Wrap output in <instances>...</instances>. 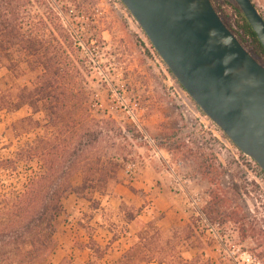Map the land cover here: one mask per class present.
<instances>
[{
	"label": "rangeland",
	"instance_id": "obj_1",
	"mask_svg": "<svg viewBox=\"0 0 264 264\" xmlns=\"http://www.w3.org/2000/svg\"><path fill=\"white\" fill-rule=\"evenodd\" d=\"M252 1L264 18V0ZM129 13L120 0H27L21 18L29 35L43 39L49 49L54 46L56 50H53L59 55L66 53L70 57V82L77 95L72 105L84 107V113L78 108L74 114L77 117L89 114L94 119L111 118L135 135L134 140L131 136L127 141L118 140L124 146L125 160H121L119 168L122 183L131 185L134 171L141 166L152 165L164 171L167 180L175 181L173 187H169L176 198L183 201L182 207L189 217L186 224L195 226L193 241L201 243L213 264H226L222 255L227 257V253L218 238L207 231V223L217 224L221 236L226 235L225 239L232 245L257 257L260 247L256 237L244 234L241 225L231 219L215 216L211 219L207 208L213 193H228L231 197L237 186L241 190L233 208L239 209L246 222L264 232V178L261 172L188 95ZM37 74L26 71L15 81L21 85L29 84ZM5 75L6 71L1 69L0 81ZM29 112L24 108L15 113H0V160L38 134L32 131L16 139L9 130ZM209 158L213 171L207 176L204 169ZM24 180L22 172L19 177L5 179V183L19 187ZM81 181L80 174L73 177L74 184ZM136 198L143 206L152 205L150 198L139 195ZM106 199L104 197V201ZM192 199L197 200L198 209L205 213L207 222L195 216ZM82 203L70 216L62 217V226L66 227L65 222L70 220H80L82 225L89 222V214L81 211L88 202ZM99 213L105 220L118 224V232L124 226L119 216L107 210V206H102ZM176 225L184 223L173 226ZM132 230L136 233L138 225L133 224ZM62 231L65 232L61 227L60 234ZM95 236L108 249L103 259L95 257L92 264H114L128 248V238L119 246H113L114 243L107 245L104 233ZM127 236L123 234L119 238ZM63 237H56L58 252L53 251L43 264H88L90 252L82 253L77 249L88 243V236L80 235L78 230L68 241ZM199 253L198 249H192L188 256L192 258ZM257 259L264 264L263 259Z\"/></svg>",
	"mask_w": 264,
	"mask_h": 264
},
{
	"label": "trees",
	"instance_id": "obj_2",
	"mask_svg": "<svg viewBox=\"0 0 264 264\" xmlns=\"http://www.w3.org/2000/svg\"><path fill=\"white\" fill-rule=\"evenodd\" d=\"M26 1L0 0V70L6 71L0 81V113L27 108L28 116L9 130L16 139L38 132L33 140L0 160V264H43L57 248L54 237L59 219L66 212L64 200L77 195L90 202L92 212L101 210L104 202L96 195L112 197L114 188L122 183L119 168L121 160H125L124 146L118 140L127 141L128 136L135 139L111 118L74 114L78 108L84 113V107L72 105L77 95L70 82V57L66 53L59 55L54 46L47 48L43 39L24 30L21 13ZM210 1L229 30L264 66V47L236 2ZM26 71L38 74L29 84L17 83L15 79ZM210 159L205 162L207 176L213 171ZM22 172L25 180L19 187L5 183V179L19 177ZM77 174L82 182L75 186L73 177ZM129 187L144 197L143 192ZM240 190L234 187L231 197L228 193H213L207 214L211 219L225 217L240 224L244 234L259 240L257 257L264 260V232L233 208ZM144 207L127 201H122L118 209L107 206L124 223L118 232V224L105 221L103 226L113 235V241L128 234L132 223L138 224L129 248L114 264H213L201 243L193 241V224L164 230L156 220L144 222L140 218ZM102 218L105 219L103 214ZM84 228L89 239L84 248L91 254L88 264H92L95 257L103 259L108 248L93 239L94 228ZM192 249L200 253L190 258Z\"/></svg>",
	"mask_w": 264,
	"mask_h": 264
},
{
	"label": "water",
	"instance_id": "obj_3",
	"mask_svg": "<svg viewBox=\"0 0 264 264\" xmlns=\"http://www.w3.org/2000/svg\"><path fill=\"white\" fill-rule=\"evenodd\" d=\"M188 95L264 172V66L210 0H120ZM264 47V18L234 0Z\"/></svg>",
	"mask_w": 264,
	"mask_h": 264
},
{
	"label": "crops",
	"instance_id": "obj_4",
	"mask_svg": "<svg viewBox=\"0 0 264 264\" xmlns=\"http://www.w3.org/2000/svg\"><path fill=\"white\" fill-rule=\"evenodd\" d=\"M128 174L129 171H126ZM134 176L132 177L131 185L134 187L136 190L141 191L144 193V196L146 198H150L152 205L150 206H145L144 210L140 216V218L144 222H149L152 220H156L161 228L164 230L169 229L176 223H188L189 222V217L187 212L183 209L182 206H184L182 203L183 201H180V199L176 198L177 195H175L174 191L170 189L169 186H172L175 184L173 181L167 180L166 173L164 171H159L157 170L154 166L152 165H145L136 168L134 171ZM125 181V180H124ZM169 181V182H168ZM82 182V181H81ZM78 183L77 185L74 184L75 186H78L81 184ZM126 182V181H125ZM126 186L125 184L121 183L118 184L114 188V195L112 197H108L105 201L104 198H101L99 195H96L97 199L103 200V206H111L114 209H118L122 201H128L132 202L136 207L141 208L143 206L142 202L137 200L136 194H134L131 190L130 187ZM142 198V197H141ZM83 201H86V199L78 197L77 195H70L68 198L64 200V207H65V214L60 217L59 219V224H58V229L55 235L56 242L58 244V239L56 238L57 236H64L66 241H68L71 237V235L79 230L80 235H87L86 230L84 228V225H82V222L80 220H76L74 222H65L64 225L66 227L62 226L61 224V219L64 217L66 214L70 216L71 212L74 211L76 208H80L79 205H83ZM88 203L84 204V208L81 210L82 213H87L89 214V222L86 223L85 225H90L92 228L95 229L93 232V236L97 243L101 245L102 247H106L105 245L100 243V240L97 239L95 234H98L100 232L104 233V236L107 238V245L119 244L123 242L124 239L129 240L131 237L135 234V232L132 230L133 224H137V222L132 223L129 226V229L131 230L130 233H128L126 238H117V240L113 241L112 237L113 235L108 231L106 227L103 225L106 223L105 219L102 218V214L98 212H92L90 209V202L87 200ZM93 214V217H91ZM159 215L156 217V215ZM138 225V224H137ZM61 227L64 228L65 232H61ZM82 233V234H81ZM109 235H112V237H108ZM88 239V238H87ZM129 242L127 244V247L129 248ZM86 245V242L78 247L82 253H86L89 251L84 248ZM126 248L124 252L128 249ZM55 252H58L55 250Z\"/></svg>",
	"mask_w": 264,
	"mask_h": 264
},
{
	"label": "built area",
	"instance_id": "obj_5",
	"mask_svg": "<svg viewBox=\"0 0 264 264\" xmlns=\"http://www.w3.org/2000/svg\"><path fill=\"white\" fill-rule=\"evenodd\" d=\"M244 156L246 158H249V161L253 162V167L257 168L264 178V172L258 166V164L252 158H250L249 155L247 156L244 154ZM192 205L195 207L194 209H196L195 216L197 218H200V220H204V222H207L205 213L201 209H198L199 207L196 199H192ZM207 229L208 232L213 233L218 238L220 246L222 247L223 251L227 253V257H224V255H222L223 260L226 262V264H261L257 257L252 253L247 250L244 251L240 246L237 247L232 245L231 242L225 239L226 235L221 236L218 233L219 226L217 224L211 225L207 223Z\"/></svg>",
	"mask_w": 264,
	"mask_h": 264
}]
</instances>
